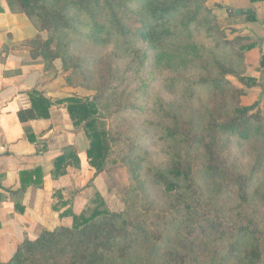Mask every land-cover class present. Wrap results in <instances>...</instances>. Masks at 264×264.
Listing matches in <instances>:
<instances>
[{
    "label": "rangeland",
    "instance_id": "374dc122",
    "mask_svg": "<svg viewBox=\"0 0 264 264\" xmlns=\"http://www.w3.org/2000/svg\"><path fill=\"white\" fill-rule=\"evenodd\" d=\"M198 1L201 2L203 15L209 18L211 35L193 31L192 41H187L186 37V41L192 44L189 49L192 58L175 83L169 80L175 74L168 73L167 69V72L161 71L152 57L144 73L149 69L156 72L148 77L146 98L140 101L145 102L146 108L140 114L131 111L118 113L108 120L114 137L127 134L130 138L124 137L118 150L113 148L112 160L97 175H94L95 169L88 164L85 156L88 141L80 128L66 125V106L57 100L70 95L89 99L96 94V90L108 80L106 63L97 66V62L100 57L109 55L112 43L106 46L103 43L88 44L79 37L68 36V69H62L59 60L53 61L52 67H49L41 58H31L30 49L24 44L29 55L23 66L36 67L38 79L35 86L43 88V93H47L53 102L54 118L52 125L46 129V133H51L45 141H39V145L45 144L51 152L45 150L39 153L44 149L40 148L34 156L36 160L40 159L45 173L52 166V158L61 152L67 140H71L79 165L69 167L61 181H58L60 177L54 179L50 174L43 194H31L26 200L24 192L15 197L26 202L31 214L22 218L21 223L9 225L3 234L5 243L0 248L3 259L11 258L17 245L25 238H35L42 230H53L58 226L70 227L71 214L79 215L92 206L90 201L95 193L101 195L109 212H123L129 208L133 217L151 229L154 223L161 226L168 224L174 218L168 211V198L147 174L148 165L166 166V156L162 153L166 144L159 140L156 142V135L142 133L143 121L171 122L164 112H172L178 119L190 120L205 129L212 115L257 102L254 112L258 111L264 123V69H261L264 56V0ZM235 9H249L251 13L234 16ZM31 23L36 30L32 38L39 35L41 39H47L50 34L40 31L34 18ZM136 45L140 46L141 43ZM148 51L151 56L154 55V51ZM217 64L235 73L222 77ZM75 66L78 68L74 69ZM200 78L215 80L216 84L211 87L196 86L194 81ZM241 78H246L252 85L247 86L239 81ZM129 84L126 95L137 88L132 79ZM154 98L162 102V111L154 108ZM28 130L32 132L30 127H25L26 138ZM130 145L139 146L135 151L137 157L129 153ZM217 151L220 165L218 178L222 180L216 178L211 182L200 175L199 186L204 202L195 224L174 229L167 237L154 242L150 256L161 259L160 256L164 257L170 246H177L187 256V264H258V254L252 257V250L246 246L242 248L244 254L239 256V252L233 249L231 233L240 225H248L257 246L258 236L264 238V208L258 200L264 184V145L258 141V137L241 141L221 135ZM202 153L201 149L193 154L196 168H200L203 162ZM238 182H245L248 187H245V197H241Z\"/></svg>",
    "mask_w": 264,
    "mask_h": 264
},
{
    "label": "trees",
    "instance_id": "16d2710c",
    "mask_svg": "<svg viewBox=\"0 0 264 264\" xmlns=\"http://www.w3.org/2000/svg\"><path fill=\"white\" fill-rule=\"evenodd\" d=\"M5 2L10 11L20 12L29 20L34 18L38 29L50 34L45 40L38 35L26 43L30 57L41 58L49 67H52L53 61L59 60L62 69H68V36L79 37L88 44L103 43L106 46L112 43L109 55L97 59V66L106 63L108 80L96 90V94L89 99L71 96L57 101L65 104L72 126L80 128L88 141L85 156L88 164L95 169L94 175L101 173L109 160H112L113 148L117 149L124 137L130 138L127 134L114 137L108 120L118 113L131 111L140 114L146 108L145 102L140 101L146 98L148 77L156 72L149 69L144 73L152 57L156 59V66L161 71L175 74L169 78L175 83L191 62L189 49L192 44L187 41H192L193 31L211 35L209 18L203 15L198 0ZM0 12H3L1 7ZM231 17L235 18L233 15ZM136 43L141 45L137 46ZM148 50L154 51V55L151 56ZM261 63V69H264V56ZM217 67L222 77L235 73L220 64ZM130 79L137 84V88L131 93L133 95H126ZM239 81L247 86L252 85L246 78ZM194 84L211 87L216 83L215 80L200 78ZM29 98L30 107L17 113L19 122L25 124L32 120L49 119L53 102L37 90L29 92ZM161 103L158 98H154V108L162 111ZM257 106L256 102L232 110H222L220 114L209 118L205 129L200 128V124L178 119L172 112L164 111L165 117H170L171 122H142V133L156 135V142L159 140L166 144L162 148L166 166L148 165L147 174L168 198V211L174 217L168 224L161 226L154 223L151 229L133 217L129 208L123 212H109L101 195L95 193L90 201L92 206H88L79 215L71 214L70 227L58 226L53 230H42L35 238H25L17 245L13 256L0 264H187V256L177 246H170L164 254L165 258L160 256L161 259L150 256V251L155 247L154 242L167 237L170 231L195 224L204 202L199 186L200 175L211 182L220 175L217 143L221 135L241 141L258 137V141L264 145V123L258 111L254 112ZM27 139L31 143L37 141L29 130ZM132 145L129 153L136 156L135 151L139 146ZM201 149L203 162L200 168H196L193 154ZM78 165L79 159L74 148L66 146L53 159L50 174L56 179L64 176L67 168ZM19 178L20 190L16 194L23 193L29 186L42 187L43 172L41 168L21 171ZM238 183L241 197H245V189L248 187L245 182ZM258 200L264 208V184ZM16 209L23 212L18 206ZM231 235L233 249L239 252V256L244 254L242 248L246 246L252 250V257L258 254V264H264L263 237L258 236L257 246L248 225H240Z\"/></svg>",
    "mask_w": 264,
    "mask_h": 264
},
{
    "label": "crops",
    "instance_id": "0c3cea01",
    "mask_svg": "<svg viewBox=\"0 0 264 264\" xmlns=\"http://www.w3.org/2000/svg\"><path fill=\"white\" fill-rule=\"evenodd\" d=\"M0 248L4 247L3 234L7 232L9 225L21 223V219L30 215L31 212L25 201L17 199V191L20 190L19 173L30 171L41 167L40 159L36 160L35 151L40 148L39 153L48 150L47 146L39 145L40 142L48 138L51 131L46 133V129L52 125L54 114L50 108V117L47 120H32L25 124L19 122L17 113L30 107L29 92L37 90L46 98L50 99L47 93H43V88H38L36 80L38 74L36 67L23 66V62L28 57L29 52L24 46L25 42L36 33L34 25L24 14L10 11L5 0H0ZM71 97L66 96L64 98ZM58 101V100H57ZM52 102V101H51ZM53 106V105H52ZM66 110V107H65ZM67 114V112H66ZM66 125L72 127V123L67 116ZM25 127H30L36 142H29L25 136ZM46 127V128H45ZM82 137V136H81ZM64 137L63 139H65ZM71 140L62 146H72ZM42 143V142H41ZM62 148V149H63ZM54 152V151H53ZM62 152V150H61ZM58 153L53 159L61 154ZM42 158V157H41ZM68 169V168H67ZM51 168L43 172L42 187L29 186L23 193L26 198L31 194H43L46 189L47 177L49 178ZM67 173V172H66ZM60 177L58 181H61ZM50 179V178H49ZM46 181V183H45ZM21 201V202H20ZM16 206L24 208V213L19 212ZM16 223V224H15ZM11 256V255H10ZM0 254V262L7 261Z\"/></svg>",
    "mask_w": 264,
    "mask_h": 264
},
{
    "label": "water",
    "instance_id": "95a60500",
    "mask_svg": "<svg viewBox=\"0 0 264 264\" xmlns=\"http://www.w3.org/2000/svg\"><path fill=\"white\" fill-rule=\"evenodd\" d=\"M251 13V11L249 9H235L233 14L234 16H239V15H249Z\"/></svg>",
    "mask_w": 264,
    "mask_h": 264
}]
</instances>
